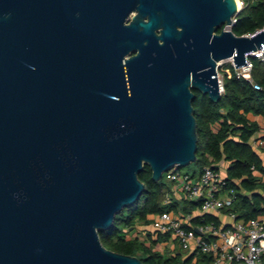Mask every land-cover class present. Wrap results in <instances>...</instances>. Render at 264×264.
Wrapping results in <instances>:
<instances>
[{
    "label": "water",
    "instance_id": "1",
    "mask_svg": "<svg viewBox=\"0 0 264 264\" xmlns=\"http://www.w3.org/2000/svg\"><path fill=\"white\" fill-rule=\"evenodd\" d=\"M236 0H0V264H143L99 231L196 161L197 90L264 48ZM131 14H134L131 19Z\"/></svg>",
    "mask_w": 264,
    "mask_h": 264
},
{
    "label": "trees",
    "instance_id": "2",
    "mask_svg": "<svg viewBox=\"0 0 264 264\" xmlns=\"http://www.w3.org/2000/svg\"><path fill=\"white\" fill-rule=\"evenodd\" d=\"M241 1L242 10L231 28L237 37L254 34L264 28V0ZM223 29L224 27L219 33ZM222 67L219 68L220 74ZM221 75L224 91L219 102L214 103L207 95L193 90L198 141L196 161L191 164L189 175L197 179L206 166L216 168L215 165L222 160L230 163L226 186L227 193H234V203L230 211L238 220L248 221L264 215V163L251 145V139L260 132V125L248 118L252 115L264 121V66L253 60L252 77L260 84L259 91L254 90L244 79L229 74ZM215 126L218 128L215 129ZM262 139L264 140V137ZM255 172L259 173L261 178L257 177ZM139 180L145 185L142 196L115 217L110 229L99 231L102 245L112 252L136 257L143 264H191V259H183L185 252L178 246L175 254L169 249L163 253L156 250L159 243L170 241V235L159 236L157 240H153L151 235L144 240L129 236L135 232L137 226L149 225L148 218L152 215L170 211L191 214L200 208V203L177 201L165 205L164 198L169 192V187L163 180L155 182L147 165L139 175ZM209 220L211 219L205 218L206 222ZM195 222L201 221L196 219ZM208 260L200 257V261L211 264Z\"/></svg>",
    "mask_w": 264,
    "mask_h": 264
},
{
    "label": "built area",
    "instance_id": "3",
    "mask_svg": "<svg viewBox=\"0 0 264 264\" xmlns=\"http://www.w3.org/2000/svg\"><path fill=\"white\" fill-rule=\"evenodd\" d=\"M235 23L236 17L232 19L230 26L224 28L225 31H230ZM263 30L264 28L246 37H253ZM253 60L259 61L264 66V48L249 53L247 64L239 69L235 67L232 58L220 63L219 68L224 64H231L235 72L230 75L244 79L254 90L259 91L261 86L252 77ZM218 76L222 77L219 70ZM216 128L218 126H215ZM166 179L173 184V189L170 193H166L165 205H171L177 201L197 202L200 203L198 211L201 215L233 207V193L226 192L227 177L219 168L206 166L202 169L200 176L193 179L190 175L181 174L175 167L166 173ZM229 216L232 220L229 227L206 222L204 218L200 225L188 226L192 214L186 215L173 211L152 215L148 219L152 228V239L157 240L161 235H170V241H175L178 247L187 254L197 253L206 256L213 264H262L264 215L248 221L238 220L233 213ZM170 241L162 243L167 245ZM162 243L158 244L157 249L161 253L164 251Z\"/></svg>",
    "mask_w": 264,
    "mask_h": 264
},
{
    "label": "crops",
    "instance_id": "4",
    "mask_svg": "<svg viewBox=\"0 0 264 264\" xmlns=\"http://www.w3.org/2000/svg\"><path fill=\"white\" fill-rule=\"evenodd\" d=\"M248 118L251 121H257L258 124L260 125V132L257 133L251 139V145H252L253 149L258 153V155L260 156L261 160L264 163V140L262 139L264 137V121L262 118L254 117L252 115H249ZM229 164L230 163L222 160L218 164H216L215 166H216V168H219L220 171L223 174H225V176L227 177V169L229 167ZM255 175L257 177L261 178V175L259 173L255 172ZM262 182H264V178H262ZM235 183L239 184L237 181H235ZM232 195H234V193ZM231 213L232 212L230 211V209H225V210H222L219 212H208V213H205L204 215H201L199 213V211L196 210V211L191 213L192 219H191V222L188 224V226L189 225H192V226L200 225L203 218H204V220H205V218L206 219L210 218L211 220H209L207 222H210V223L213 222L216 225L221 226V227H229L231 225V222H232V220L229 216ZM186 215H188V214H186ZM196 219H199L201 222L200 223L195 222ZM151 231H152V228H151L150 224L146 225V226L139 225V226H137L135 232L129 236V238L139 237L140 239L144 240L148 237V235H152ZM176 244L177 243L175 241L174 242L170 241L167 245H163V243H162L161 245L164 247L163 252H165L167 249H169L172 252V254H175L176 253V247H177ZM157 249H158V245L156 247V250ZM201 256H203V255H199L197 253H188V254L184 253L183 259L184 260L191 259V264H206V263L200 261ZM203 257L206 259H209L206 256H203ZM211 264H213V263L211 262Z\"/></svg>",
    "mask_w": 264,
    "mask_h": 264
},
{
    "label": "rangeland",
    "instance_id": "5",
    "mask_svg": "<svg viewBox=\"0 0 264 264\" xmlns=\"http://www.w3.org/2000/svg\"><path fill=\"white\" fill-rule=\"evenodd\" d=\"M237 1L240 4L242 3L241 0H237ZM241 7H243V5H241ZM234 70H235V68L231 64L227 63V64L224 65V67L221 68V74H223V75H225V74H229V75L230 74H234V72H235ZM190 166L191 165H189L187 167H183V168L182 167L181 168H178L177 167V171L180 172L181 174L189 175V174H191V172L189 173ZM161 180H163L164 183L166 184V186L169 187V193H170L171 192V189H173V184L170 183L169 181H167V179H166V173L163 174V178ZM161 236H163V235H161ZM176 245L178 246V244H176Z\"/></svg>",
    "mask_w": 264,
    "mask_h": 264
},
{
    "label": "bare ground",
    "instance_id": "6",
    "mask_svg": "<svg viewBox=\"0 0 264 264\" xmlns=\"http://www.w3.org/2000/svg\"><path fill=\"white\" fill-rule=\"evenodd\" d=\"M237 3V9L239 10L241 8V4L236 0Z\"/></svg>",
    "mask_w": 264,
    "mask_h": 264
},
{
    "label": "flooded vegetation",
    "instance_id": "7",
    "mask_svg": "<svg viewBox=\"0 0 264 264\" xmlns=\"http://www.w3.org/2000/svg\"><path fill=\"white\" fill-rule=\"evenodd\" d=\"M133 15H134V14H131V19H132Z\"/></svg>",
    "mask_w": 264,
    "mask_h": 264
}]
</instances>
